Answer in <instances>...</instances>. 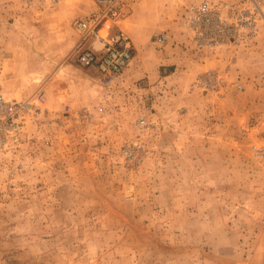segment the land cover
I'll use <instances>...</instances> for the list:
<instances>
[{
	"label": "rangeland",
	"instance_id": "obj_1",
	"mask_svg": "<svg viewBox=\"0 0 264 264\" xmlns=\"http://www.w3.org/2000/svg\"><path fill=\"white\" fill-rule=\"evenodd\" d=\"M199 1L127 0L107 79L96 0H0V264H264V22L201 50Z\"/></svg>",
	"mask_w": 264,
	"mask_h": 264
},
{
	"label": "built area",
	"instance_id": "obj_2",
	"mask_svg": "<svg viewBox=\"0 0 264 264\" xmlns=\"http://www.w3.org/2000/svg\"><path fill=\"white\" fill-rule=\"evenodd\" d=\"M126 1L96 0L99 12L77 22L83 42L92 37L102 45L99 52L82 49L78 55L79 64L83 68L100 71L107 79L122 73L133 60L134 48L124 31L110 32L106 36L99 33L106 21L117 23L123 18ZM263 2L264 0H201L189 3L184 9L186 28L192 33L195 46L201 50L239 45L246 37L257 35L258 22H264ZM167 42L168 37L165 35L156 38L159 46H164ZM243 89V85L238 86L239 91ZM256 155L264 163V146L256 148Z\"/></svg>",
	"mask_w": 264,
	"mask_h": 264
},
{
	"label": "bare ground",
	"instance_id": "obj_3",
	"mask_svg": "<svg viewBox=\"0 0 264 264\" xmlns=\"http://www.w3.org/2000/svg\"><path fill=\"white\" fill-rule=\"evenodd\" d=\"M38 79L40 80V78H38ZM39 80H38V81H39Z\"/></svg>",
	"mask_w": 264,
	"mask_h": 264
}]
</instances>
